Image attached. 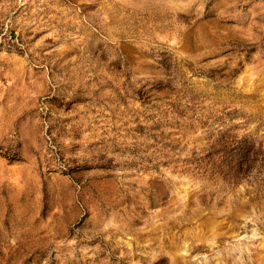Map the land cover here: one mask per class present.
I'll use <instances>...</instances> for the list:
<instances>
[{
    "label": "rangeland",
    "instance_id": "374dc122",
    "mask_svg": "<svg viewBox=\"0 0 264 264\" xmlns=\"http://www.w3.org/2000/svg\"><path fill=\"white\" fill-rule=\"evenodd\" d=\"M0 264H264V0H0Z\"/></svg>",
    "mask_w": 264,
    "mask_h": 264
}]
</instances>
